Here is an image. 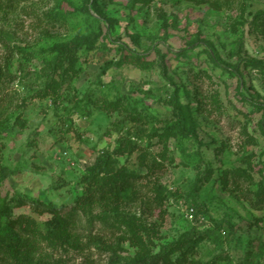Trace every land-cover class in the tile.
<instances>
[{
    "label": "rangeland",
    "instance_id": "obj_1",
    "mask_svg": "<svg viewBox=\"0 0 264 264\" xmlns=\"http://www.w3.org/2000/svg\"><path fill=\"white\" fill-rule=\"evenodd\" d=\"M7 47L1 220L33 223L0 253L264 264V0H0L2 67Z\"/></svg>",
    "mask_w": 264,
    "mask_h": 264
},
{
    "label": "trees",
    "instance_id": "obj_2",
    "mask_svg": "<svg viewBox=\"0 0 264 264\" xmlns=\"http://www.w3.org/2000/svg\"><path fill=\"white\" fill-rule=\"evenodd\" d=\"M7 52L8 53L5 55L6 59L4 60L5 61L4 66L3 67L0 66V77L1 75L3 76L5 74H9V68L11 67L12 64L11 58L13 57V53L10 51L9 47H7ZM130 53H131L130 56L135 59L143 58L147 54V53H138L135 51H132ZM3 72H5V74ZM177 122H178L177 131L182 136L191 137L192 134L185 129L182 123H180L179 120ZM107 156L108 153H103L102 155H99L96 158L95 162L88 168L87 173H85L84 175V180L86 181L87 186L91 184L92 179L95 177V175L98 174L105 167ZM125 184L126 187H130L132 181H130L129 179L125 182ZM90 198H91L90 195L88 196L86 195L85 197H78L75 200V204L78 206L80 204L87 203L91 201ZM34 203L36 204L35 209L40 213H42L43 211L53 212L55 210V205H52L51 203H43L40 200H35ZM8 212H9V207H7L6 205L5 206L0 205V229L5 232V235L9 238L11 242L17 244L19 241V230H20V229L17 230V228L19 227L21 228V230H29V225L32 224L33 222L25 216H18L16 218L9 217L8 219L1 220L3 215L7 216ZM49 224L51 225L52 229L57 228L60 224V219L56 215H53L52 219L49 221ZM138 260L142 264H156L158 257L155 254L153 255L148 254L142 257H138ZM0 264H21V263L15 260L9 254L0 253ZM34 264H45V263L36 262Z\"/></svg>",
    "mask_w": 264,
    "mask_h": 264
},
{
    "label": "built area",
    "instance_id": "obj_3",
    "mask_svg": "<svg viewBox=\"0 0 264 264\" xmlns=\"http://www.w3.org/2000/svg\"><path fill=\"white\" fill-rule=\"evenodd\" d=\"M192 211V210H191Z\"/></svg>",
    "mask_w": 264,
    "mask_h": 264
}]
</instances>
